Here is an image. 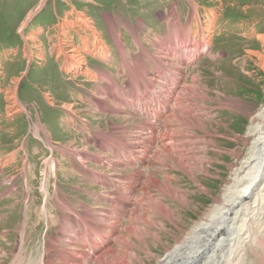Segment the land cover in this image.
Returning <instances> with one entry per match:
<instances>
[{"label":"rangeland","instance_id":"obj_1","mask_svg":"<svg viewBox=\"0 0 264 264\" xmlns=\"http://www.w3.org/2000/svg\"><path fill=\"white\" fill-rule=\"evenodd\" d=\"M80 16L93 22L97 40L89 28L76 33L63 24ZM109 17L117 20L112 29L107 25ZM62 29L70 31L68 37L60 35ZM79 35L87 37L88 43ZM93 43L98 45L92 56L88 48ZM104 44L107 53L99 56L95 49ZM56 48L62 50L60 57ZM71 50L84 61L65 59ZM263 58L264 0H0V264H39L43 249L58 263L49 245L63 255L68 250L58 238L59 222L54 223L64 209L55 192L67 203L69 213L73 209L83 215L84 203L90 206V214L104 219L109 209L121 208L118 198L124 180H118L131 176L139 164L125 166L117 155L112 159L120 162L106 170L112 156L107 147L118 148L111 139L102 140L100 131L113 128L121 142L136 138L146 145L150 124L133 110L150 99L148 87L166 93L176 80L180 95L188 90L202 93L200 113L205 114L199 119L213 137L205 136L206 144L193 140L190 149L196 158L190 157L192 162L187 164L191 173L170 170L171 193L153 189L157 202L170 211L167 217L154 204L147 208L146 202L145 217L140 211L117 222L119 234L130 242L131 264H157L218 203L231 169L249 151L248 129L264 108ZM66 61L78 69L65 71ZM130 70L137 72L131 76ZM108 75H117L119 85L114 83L109 90L120 89L122 98L103 94ZM140 75L145 80L137 91L130 85L139 83ZM160 97L157 102H162ZM103 101L110 106L104 108ZM189 133L203 136L206 132L193 128ZM120 148L126 159L133 156L131 149ZM151 155L147 153L150 158L143 165L147 172L155 170L148 165ZM79 156L96 174L92 179L82 171ZM164 173L157 172L159 179L165 178ZM43 206L48 214H41ZM128 222L137 235L126 233ZM123 241L116 243V256L128 246ZM248 252L245 264H257Z\"/></svg>","mask_w":264,"mask_h":264},{"label":"bare ground","instance_id":"obj_2","mask_svg":"<svg viewBox=\"0 0 264 264\" xmlns=\"http://www.w3.org/2000/svg\"><path fill=\"white\" fill-rule=\"evenodd\" d=\"M72 13L75 12L71 11V14ZM116 22L117 20L114 17H109L107 25L112 29ZM90 23L92 24L93 22L91 20L85 19L83 16H80L77 21L73 20L71 22L67 21L66 19L63 21L64 25H67L71 29V31H75L76 33H78L77 29L83 31L85 28H89V30L93 32V37L96 39L99 34L96 32L94 26L90 25ZM63 24L59 27L61 28ZM60 31H62L60 35L63 38L66 36L68 37V34L70 32L68 29H62ZM113 34L116 33L113 32L112 35ZM72 36L74 37L75 35ZM120 36L117 34L115 38L119 46L117 47V50L121 55ZM35 39L36 38H32L33 41H35ZM80 39L83 42L88 43L87 37L83 38L82 36H80ZM63 40L64 39H62L61 43H63ZM95 45L98 44H94L91 49L90 47L88 48L89 54L92 56L94 54L93 49L95 48ZM106 47L107 46L105 44L100 45L99 47H96L95 50L99 52V56H103L107 53L104 51ZM71 51L72 54H69L68 51H66L67 53L65 59L69 58L81 63L84 61L85 57L79 56L74 50ZM204 51L205 50L201 48L200 52ZM55 52L57 53V56L60 57L62 50L60 48H56ZM200 52L197 51L195 54H193L194 57L198 56ZM176 60L178 63L183 62L182 58H176ZM262 60L264 65V58ZM125 62L126 58L123 59L122 66L125 65ZM63 67L67 72H72L78 69L77 64H69L67 61L66 65L64 62ZM136 72V70H130L129 74L131 73V76H133ZM93 76L95 77V74L93 75L91 73L92 78ZM132 78L133 77H131V79ZM137 79H139V83H131L130 87H135L136 90L139 91L141 90V85L144 83L145 79L141 75ZM105 80V83L108 84V87L104 90L103 94L106 96L111 95L112 98H122L120 97V89L117 88L112 89L111 91L109 90L112 84L115 83L119 85L117 75H108ZM175 83L176 80L170 83L169 87L167 86L168 92L166 93H162V90L153 92L151 91L152 87H148V84L145 83L149 88L148 95L150 99H144L141 105L139 102H137V104L139 103V109L141 110H133V113H135L137 116H139V114L144 115V121L150 124V126L148 125L149 127H147V135L150 138V142H148L147 144L145 143L146 145H144V143L142 144V141H135L136 138H134L130 143L126 142L125 144L123 140V142H121V135H119L118 132H116L113 128L110 129L112 130L111 132L100 131L102 140L111 139L114 145L118 148L111 149V147H107V149L112 153V156L108 159V168L105 167L106 170H111V167L117 165V162L119 160H114L117 155L121 159L123 158L122 161L124 162L125 166H130V164L136 163L139 164H137L138 166L134 168L136 170L132 172V175L130 174L131 176H126L125 178L118 180H124L120 183L122 190L121 196L120 198L117 197L121 202V208L120 206L116 205L115 209H109V216L105 215L104 219L97 218L93 214H90V206L84 203L82 204L85 206L83 215L73 209L69 213L67 212V203H64L60 199H58L56 196L58 194L57 192H55V200L58 203H61L63 206L61 208L64 209L61 214L57 216V219L53 220L54 223L57 221L59 222L62 232L58 235V238L61 239L62 244H65V246L68 247V250H66L63 255V251H54V249L56 248L50 244L49 247L51 249V252L54 253V258L58 261V263H54L52 257L49 256V252H47L46 249H43V254H41L39 264H98V262H102L101 264H131V262L129 261L130 254L128 252V248H130V242L126 241L125 238H123V233L119 234L120 231L118 229L117 222L119 223L122 218L129 220L133 216L137 215V213L140 211L145 212L140 213L142 217H145L144 215L146 214V212H149V209L147 208H149L153 204L157 207L158 211L162 215L167 217L170 211L167 210V207L162 203L160 204L159 202H157L158 200L154 195L155 193H152L153 189L155 188L159 190L160 193H164L166 191L171 193V190L168 186V182L169 180H171V178H169L168 176L170 170H172V168H179L191 173V170H187L189 168L187 164L188 161H191L189 160L190 157H192V159L193 157H195V153H193L194 149L192 151L190 149V145L195 144L193 140L198 138L203 144H206L208 141L203 138L205 136H209L211 138L213 137L206 129L207 127L204 124L203 120L199 119L201 115L205 114L204 111L200 113L203 108L202 104L199 103L200 99L203 98L202 93L195 94L191 90H188L184 95H180L179 90L181 89V87L177 86ZM194 87L197 89L196 84H194ZM159 97H164L162 102L156 101V99H159ZM103 104L104 108L110 106L106 104L105 101L101 103V105ZM257 117V122L249 127L247 138H245V141L248 140L249 151L242 159L243 161L241 160V163H239L238 165H234L231 169V176L229 178V181L223 188L221 197L218 199V203L213 205L209 212L205 215V218H203L199 223L194 224L193 227L187 231L186 237L182 238L174 247L168 250L166 255L161 258L157 264H188L192 261L197 264H245L249 256L248 250H250L251 255L253 254V257L255 255L257 264H259L260 262L261 264H264V108L259 112ZM193 128H195L196 130L205 131L206 133L203 134V136L189 133V131ZM122 136H124V134H122ZM125 138L123 137L124 140ZM249 139L251 140L250 142ZM118 144L120 145L117 146ZM121 146L123 148V151L126 148L132 150L133 156H131L130 159L127 158V160L123 154L124 152L121 153ZM146 152H152V160L150 159L152 163L150 162L151 164L148 165H150L151 167L154 166L155 170L153 172H147V168L145 169V167L143 166L146 161L148 163V160L150 158H148ZM83 153V156L88 155V151L86 150ZM16 155L17 153L14 156ZM113 157L114 159H112ZM77 159H79L78 162L83 168L82 171H85L91 179L93 178V176H96V174L92 175V172L89 171V168L87 165H85V163L80 162L82 157L79 156V158ZM99 161L103 162V159L100 158ZM195 162L196 161H194L193 163L195 164ZM198 162L199 161H197L196 163ZM53 171L55 174L56 171ZM157 172H165L163 175L165 176V178H163L164 180L161 178L163 181L159 179L160 176H157ZM103 174L106 175V172ZM104 178L109 177L105 176ZM118 181H116V183ZM179 191L180 190H178V192ZM113 192L114 191H112L111 193ZM116 194L120 193H118L117 191ZM132 195L136 196L132 197ZM103 198L104 197H102V200ZM105 198H107V200L110 199L109 197ZM112 202H115V199ZM143 204H146L147 208L144 209ZM44 213L48 214L46 206H43L41 209V214ZM127 213H129V215ZM109 220L110 222L112 220V222L114 223L111 222L112 224H109ZM51 222L52 221L49 220L47 222V225L50 226ZM128 224L129 222L125 225L124 228L126 229V233L130 234L132 237L135 234L137 235V231L135 232L134 227H127ZM151 235L156 238L154 233ZM64 236L67 238V240L64 239ZM98 241H101L103 243V246H100ZM117 241L119 243L123 241L126 243L125 245H128L124 246V251L121 250L122 255L117 254L119 256L115 255V251L117 250ZM61 246L65 248L64 245Z\"/></svg>","mask_w":264,"mask_h":264}]
</instances>
